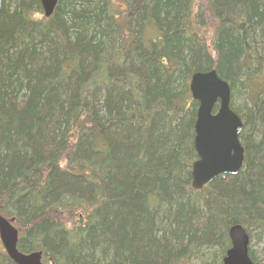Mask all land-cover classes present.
<instances>
[{
	"label": "trees",
	"instance_id": "trees-1",
	"mask_svg": "<svg viewBox=\"0 0 264 264\" xmlns=\"http://www.w3.org/2000/svg\"><path fill=\"white\" fill-rule=\"evenodd\" d=\"M1 0L0 215L44 264H264V0ZM213 34L204 35L208 24ZM215 70L243 124L236 175L191 188ZM0 264H14L0 248Z\"/></svg>",
	"mask_w": 264,
	"mask_h": 264
},
{
	"label": "water",
	"instance_id": "water-1",
	"mask_svg": "<svg viewBox=\"0 0 264 264\" xmlns=\"http://www.w3.org/2000/svg\"><path fill=\"white\" fill-rule=\"evenodd\" d=\"M45 18L52 16L58 0H39ZM1 9V0H0ZM190 93L198 103L194 126V149L197 160L191 167V188L200 191L222 175H236L243 164L239 135L243 124L230 108V88L215 70L196 73L189 83ZM217 106V110H215ZM13 220L0 216V242L14 264H43L42 252L22 254L17 249L18 231ZM230 249L222 264H253L248 258L249 240L239 226L228 232Z\"/></svg>",
	"mask_w": 264,
	"mask_h": 264
},
{
	"label": "rangeland",
	"instance_id": "rangeland-1",
	"mask_svg": "<svg viewBox=\"0 0 264 264\" xmlns=\"http://www.w3.org/2000/svg\"><path fill=\"white\" fill-rule=\"evenodd\" d=\"M112 4H113L114 9L118 12H121V11L123 12L125 9V4H124L123 0H113ZM42 17H43L42 15H39L37 17V19L39 20ZM213 28H214V24L212 22H210V24H208L207 28L204 29V35L206 37H208V36L210 37L213 34V30H214ZM261 72L264 73V65L262 67ZM0 248H2L1 244H0Z\"/></svg>",
	"mask_w": 264,
	"mask_h": 264
},
{
	"label": "bare ground",
	"instance_id": "bare-ground-1",
	"mask_svg": "<svg viewBox=\"0 0 264 264\" xmlns=\"http://www.w3.org/2000/svg\"><path fill=\"white\" fill-rule=\"evenodd\" d=\"M222 261H223V259H222ZM222 264V263H221Z\"/></svg>",
	"mask_w": 264,
	"mask_h": 264
}]
</instances>
